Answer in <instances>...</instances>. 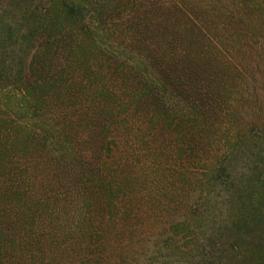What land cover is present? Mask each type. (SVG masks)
Returning a JSON list of instances; mask_svg holds the SVG:
<instances>
[{"label": "rangeland", "instance_id": "1", "mask_svg": "<svg viewBox=\"0 0 264 264\" xmlns=\"http://www.w3.org/2000/svg\"><path fill=\"white\" fill-rule=\"evenodd\" d=\"M27 9L43 17L0 79V264H264V230L238 220L264 196V0H0L8 23ZM167 19L183 30L163 40ZM155 46L150 77L170 53L195 62L165 116L130 96ZM87 108L114 118L100 130Z\"/></svg>", "mask_w": 264, "mask_h": 264}, {"label": "trees", "instance_id": "2", "mask_svg": "<svg viewBox=\"0 0 264 264\" xmlns=\"http://www.w3.org/2000/svg\"><path fill=\"white\" fill-rule=\"evenodd\" d=\"M78 4H80L79 7L76 6ZM81 6H82L81 3L73 1L70 3H66L64 8L65 7L68 8L67 12H66L68 15L69 14L70 15H76L75 14L76 12H80L79 9ZM20 16H22L20 21L18 19L15 20V18H12L14 20H12L11 23H8L9 19L5 18L6 17L5 15L0 16V23L2 22V24H0V27L3 28V30L0 32V34H2V35H0V42L2 45V46H0V79L1 80L5 79V78L11 79V77L18 76L19 72L14 71V67L17 66L19 68L20 64L23 65V60L17 54V52H18L17 43H18V40L20 38L19 35L25 34L24 30H23L24 27H27V24L24 25L25 23L31 22V21L33 22L34 19L39 20L40 18L43 17V14H40L37 17L35 12L30 13V11L28 10L27 12H24ZM185 17H187V19H189V18L191 19V17L187 14L185 15ZM167 22H168V24H166V26H164L163 28L165 29L164 31L167 32L169 35L163 34V36H161L157 33L156 35L158 37L162 38L163 40H167L171 35L173 36V34H179V35L182 34L181 31L183 29H180V28L176 29L175 27L173 28V24L171 23L172 20L167 19ZM189 23L191 24L190 28L192 30H196V31L200 32V28H199V25L197 23L190 21V20H189ZM184 26L187 30V26L186 25H184ZM171 27H172V29H174L173 32L171 31ZM3 37L8 42L7 44L2 43L1 39ZM49 39H51V38H49ZM157 40H159V39L157 38ZM20 49H19V51H20ZM30 49L31 50L33 49V51H34V48H30ZM158 49H159V47H157V46L150 48V52L148 53L143 64L140 66L141 71L138 74L137 81L129 89H130V91L132 90V92L130 93L131 94L130 96H136V95L141 94L140 100L151 101L149 103L156 105L157 106L156 108L160 109V111L162 110L161 112L163 114L165 113L164 114V116H165L166 110H163V109H161V107H158V106L159 105H166L167 103H171V101H172L171 99H172V95L174 93V90L176 87L178 88L179 85H181V87H183L182 85L185 83L189 84L190 86L192 84H194V79H193V81L190 80L191 74H190L189 69L191 68L192 65H194L195 62L192 63L191 65L187 62L184 63V62L180 61V58H181L180 56H178V55L175 56L172 53H170L168 55H169V59H171V60L164 63L165 66L163 68L160 67L159 71L161 72L162 77H156L155 74H153L154 76H152L150 74L151 75V77H150L147 74V71L154 73L152 68H151V65H154V67L155 66L157 67V65H159V60L157 59V56H156ZM34 63H35V61H34V58L32 57L30 60L29 71H31L30 74L34 77V81L36 82V78H35L34 74L32 73V72H34V67H33ZM200 67H202V65ZM210 67H212V66H210ZM145 74H146V76H145ZM29 77H31V76H29ZM18 79L21 80L22 75L19 76ZM140 80L146 81L147 84L146 85L141 84ZM146 89H147V92H146ZM105 91H107L106 93H108V95L113 93L112 95L116 96L115 92H110L108 89H105ZM105 91H104V93H105ZM122 93H123L122 94L123 97H126V96H128L127 94L129 92L126 89L124 91L122 90ZM211 93H212L211 90L208 91V94H211ZM186 99L190 103V105L193 107L190 110L189 114L191 116H194V120L196 122H199V120H197V118H200V121H202V120L205 121V119L207 117L209 118V114L211 111V110H209L210 109L209 107H214L212 105L214 103H216V102H211V99L209 97H208V99H205L202 96H201V98L199 97V99H198V96L188 95V96H186ZM100 101H101V99L98 100V103H100ZM103 108L107 109L106 107H100L98 110L102 111ZM89 109L87 108V110L85 111L87 113L85 114L84 120L86 122H92V125H97L100 128V130L106 128L107 127L106 123L108 121H110V119L114 118V116L112 118H110V117L106 118L104 114H101V116H98L96 109H94L95 111H93V112H91ZM111 110L112 109L110 108V111ZM187 117L189 118L188 114H187ZM112 125H113V123H112ZM193 128H194V126H193ZM202 129H205V128L202 127ZM67 136H68V133L66 134V137ZM2 140H4V139L0 138V143ZM86 143H88V142H86ZM97 147H99V145ZM0 149H1V154H3L2 151L5 150V147H2V144H0ZM81 165H83V163ZM8 174H9L8 175V177H9L11 174H13V171L10 169ZM7 179L8 178L3 179V180H5L4 185H6V187L2 189L1 193L4 195H8V193H9L11 196L12 195L15 196V195H19V194L23 195L21 193L23 186H21L20 184H17V186L15 184L10 185ZM69 179H71V178H69ZM80 182L85 184L86 180H84V178H83V180L82 181L80 180ZM258 200H264V196L259 198ZM258 200H257V203L259 205L258 208H255V207H253V205H251V209H247V207L245 206V208L243 210H241L242 212L240 213V216L238 218L239 222L242 224V227L243 228H249L250 227V230L252 231L253 234H255L256 232L260 233V231L264 230V207L262 206L264 203H262ZM3 230L0 229V235L4 234ZM247 234L249 235L250 231H248ZM255 236H257V235L255 234ZM262 238L263 237L260 236L261 242L264 241Z\"/></svg>", "mask_w": 264, "mask_h": 264}]
</instances>
